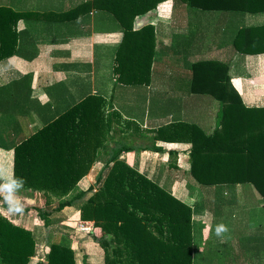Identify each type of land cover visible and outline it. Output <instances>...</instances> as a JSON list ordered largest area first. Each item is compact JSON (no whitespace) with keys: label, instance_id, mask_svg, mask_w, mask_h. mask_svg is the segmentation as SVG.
<instances>
[{"label":"crops","instance_id":"crops-1","mask_svg":"<svg viewBox=\"0 0 264 264\" xmlns=\"http://www.w3.org/2000/svg\"><path fill=\"white\" fill-rule=\"evenodd\" d=\"M93 1L0 0V6L25 11V19H19L16 25L19 54L0 58V88L26 76V102L27 106L32 104L35 113H30L26 106L23 115H19L22 112L16 113L6 104L13 101L14 92L0 91L1 123L3 116L14 117L11 133L0 124V144L8 149L1 148L5 151L2 155L6 157L12 153L10 160L7 159V167L11 165L10 174L0 169V195L7 201L5 204L0 199V214L15 225L35 231L37 243L28 264L43 260L45 228L31 216L27 203V206L20 205L19 192L14 188L6 190L10 185L17 186L12 181V146L39 128L43 116L61 112L85 94L100 95L106 103L105 112L114 110L118 113L116 125L122 131L114 139L125 134V143L148 148L146 151L123 152L119 159L151 181H158L167 193L190 208L191 256L195 264L257 263L254 247L258 240L264 241V198L261 193L252 183H235L238 198L234 201L228 190L222 188L228 184H200L189 171V135L170 141L165 137L173 135L170 125L175 123L195 124L207 134L217 127L215 119L219 113L221 116L219 100L191 89L192 65L198 61L214 60L224 64L229 83L243 104L264 106V40H256L264 37V0H145L146 3L155 1L154 7L136 15L129 28L105 8L106 4L101 7ZM132 1L140 4L144 0ZM242 29L248 30V34H240ZM125 31L134 36H125ZM238 35L240 40H236ZM121 44L123 51L134 45L137 49L153 51L147 83L116 81L115 53ZM96 45L100 46L101 55L109 50L112 53L101 56L105 58L104 63L95 54ZM244 47L250 51H244ZM161 86L166 91L162 97L159 95L163 91L156 93ZM157 96L164 102H171L165 114L151 113L149 109L151 98ZM157 129L163 130L155 137ZM108 145L112 146L113 140ZM155 147L162 150L154 151ZM169 150L173 152L169 154ZM169 161L175 163L174 168L169 166ZM104 163L97 164L99 167L91 166L84 176L88 182L89 177L97 178L101 170L102 179L105 177ZM100 184L90 181L86 188L93 185V189L87 193H93ZM27 192L25 190V197ZM81 199L61 210L75 208ZM251 199L254 201L252 206L263 213L256 216L248 213ZM238 212L244 218L241 223L236 220ZM229 215L234 220H230ZM220 223L228 227L222 237L215 231ZM90 228L85 232L87 237L98 229L93 222Z\"/></svg>","mask_w":264,"mask_h":264},{"label":"trees","instance_id":"trees-1","mask_svg":"<svg viewBox=\"0 0 264 264\" xmlns=\"http://www.w3.org/2000/svg\"><path fill=\"white\" fill-rule=\"evenodd\" d=\"M93 2L101 7L107 5L105 8L127 28L136 15L155 5V1L145 0L140 4L132 0ZM19 19H25V11L0 6V58L19 54L16 30ZM248 32L239 31L242 35ZM125 33L134 36L130 31ZM236 40H240L239 35ZM122 48L121 44L115 53L116 81L147 83L153 51L137 49L135 45L125 47L126 51ZM192 70V91L208 93L219 100L221 119L208 134L195 124H171L173 135L165 138L170 141L189 135V171L200 184L249 182L264 198V106L243 104L229 83L224 64L203 60L193 63ZM105 104L100 95L90 94L61 112L43 116L39 128L12 146V181L36 194L60 198L70 193L55 207L59 211L93 189L90 185L73 192L93 162L105 156L102 169L108 168L107 174L102 179L100 171L95 180V185L101 183L100 186L79 209L80 219L93 221L101 230L95 237L105 253L102 264H195L191 256L190 208L167 193L158 181H151L119 159L123 152L148 148L125 143V134L114 139L122 131L116 125L119 115L114 110L105 112ZM14 109L17 111L16 105ZM162 130H155V137ZM111 140L113 145L109 146ZM159 150L162 149L154 148ZM169 166L174 168L175 163L169 161ZM0 199L7 204L3 196ZM27 210L35 211L34 217L47 230L43 260L35 264H77L71 239L62 236L59 242L52 241L49 211L34 204ZM36 243L35 231L15 225L0 214V264H28Z\"/></svg>","mask_w":264,"mask_h":264},{"label":"rangeland","instance_id":"rangeland-1","mask_svg":"<svg viewBox=\"0 0 264 264\" xmlns=\"http://www.w3.org/2000/svg\"><path fill=\"white\" fill-rule=\"evenodd\" d=\"M101 29H103V28L101 27ZM99 49H100V46L96 45L95 46V54L98 55L101 63H104L105 58L101 57L103 55L100 54ZM111 55H112V53L109 50V52L107 54H105L103 57L111 56ZM26 83H27L26 76H23L17 80H13V81L9 82L7 85H5V87L0 88L1 92H5V90H9V91H12V93H13V90H14L13 94L15 95V97L12 100L15 101V99H16V102L13 103V101L10 100V101L6 102V104L9 105V107H11V108H14L16 105L17 106L16 113L22 112L19 115H23L24 110L28 104L26 102V93H27V90L25 89V88H27ZM164 88H165L164 86H161L159 88V90L156 91V93H160L161 91H163V92H161V94L159 96L164 95L166 93ZM29 92H31V89ZM30 95H31V93H30ZM85 95H83V96H85ZM159 96L151 98V102H149V109L151 110V113H154L153 111H155V112H160L162 114H165L166 111L168 110L171 102L170 103L164 102L160 99ZM82 97H80L75 102L79 101ZM211 100L212 99H210V102H211ZM75 102H73V103H75ZM73 103L71 102V104H73ZM205 103L207 104V103H209V101L205 100ZM31 106H32V104H29L27 106L29 109L28 110L29 112L34 111V109H32L33 107H31ZM220 108H221V105H220ZM33 113H35V112H33ZM220 117L221 116L219 113L218 117L215 120H217L219 122V120L221 119ZM13 119H14V117H12V116H3L2 117V123H1V119H0V124L3 126V128H5V130H6V128L8 129V131L6 130L8 133H11V131H12L11 125L14 122V121H12ZM197 119H199V118H197ZM204 122H205V124L207 123V121H204ZM204 122H203V124H204ZM35 123L37 126L39 125V122L37 120L35 121ZM27 125H28V122H27ZM34 128H35V126L33 127V129ZM28 133H29V131H28ZM0 139H1V136H0ZM1 148L6 149L3 145L0 144V169L3 171V173L7 174V172H9V174H10V166L11 165H9L7 167V159L10 160V156L12 153L11 154L8 153V155H6V157H3L2 154H5V151L2 150ZM7 150L8 149H6V151ZM9 154H10V156H9ZM104 159H105V157L102 156L99 160H95L92 165H97L101 162H104ZM97 166L99 167L100 165H97ZM93 169L96 170V167L94 166ZM105 170H106L105 173L107 174L108 170L107 169H105ZM95 177L94 176L92 178L89 177V182L91 181V183H94V181L96 180ZM87 180H88V178H86V177L81 178L79 180L78 184L76 185V188L73 192H78L81 189L82 190L85 189L89 183ZM3 188L4 189L6 188L5 183L3 184ZM11 188L12 189L14 188L17 192H19V195L22 198V203L20 204L21 206L22 205L24 206L26 203L28 204V207L31 206L32 204H34V205H39L41 208H44L46 211H49V213H50L49 219L52 222V225L50 228L54 232V234L52 235V241L58 242V239L60 240L61 236H63V237L65 236V237H68L69 239H71V247L75 251V258H76L77 264H102V262L104 260L105 253H104L103 248L99 245V243L97 242V239H96V237L99 236L101 230L98 228V229H96V232L94 233V235H91V236L89 235L87 237L86 233H85L87 231H82V230H80V227H79V224L91 226V224L93 222L91 220L80 219V216H79L80 215L79 209H80V206L83 204L82 202H84L88 198L89 194H91L92 192L86 193V195H84L82 197L81 201H79V204L78 203L76 204L75 208H72V209L69 208V209L57 211V210H55V207L58 205L60 200H62V197H64V198L68 197V196H70V193H67L66 195L58 198L55 195L46 196L42 192H38L36 194L35 192L31 191L30 189L21 188V187H17V186H11V185H10V187L6 188V190H9ZM222 188H225L226 190H228V192L230 193V195L234 201L237 200L238 195L235 191L237 188L235 184H228L227 186H223ZM25 190L29 191V193L27 192L28 193L27 197H25ZM246 199L248 200L247 197H246ZM46 200L48 202H45ZM253 203H254V201H253V199H251L250 210L248 213L252 214L253 216L258 215L257 213H263L261 211H258L256 209V207H253L252 206ZM25 206H27V205H25ZM23 210H25V207ZM35 213H36L35 211L32 212L31 216L34 217ZM237 214L238 215H235L236 220L240 223L243 222L244 218L242 216V213L238 212ZM229 217H230V215H229ZM230 220H234V219L230 217ZM23 221H24V225H25V217L23 218ZM36 221L39 222V224L41 225V223H40V221H38V219H36ZM59 223H62L64 226H61ZM46 232H47V230L45 229V236H46ZM74 238H75L76 243L74 241ZM76 239H78L80 241H77ZM254 248H255V254L253 256L257 260V263H255V264H264V241L262 242V241L258 240V242ZM44 250H45V247H44ZM207 263L208 262H206V264ZM210 263L211 262H209V264ZM218 264H222V263L218 262Z\"/></svg>","mask_w":264,"mask_h":264},{"label":"clouds","instance_id":"clouds-1","mask_svg":"<svg viewBox=\"0 0 264 264\" xmlns=\"http://www.w3.org/2000/svg\"><path fill=\"white\" fill-rule=\"evenodd\" d=\"M22 183H23L22 181H19V184H22ZM215 231H216V235H217L218 237H222L223 234H225V233L228 232V227H227L225 224L220 223V224H218V225L216 226Z\"/></svg>","mask_w":264,"mask_h":264},{"label":"built area","instance_id":"built-area-1","mask_svg":"<svg viewBox=\"0 0 264 264\" xmlns=\"http://www.w3.org/2000/svg\"><path fill=\"white\" fill-rule=\"evenodd\" d=\"M80 230L82 231H90V226L79 224Z\"/></svg>","mask_w":264,"mask_h":264}]
</instances>
